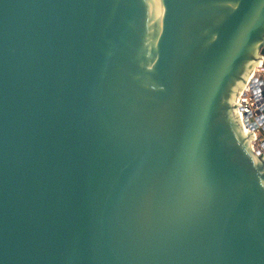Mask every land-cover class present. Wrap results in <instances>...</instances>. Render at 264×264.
I'll use <instances>...</instances> for the list:
<instances>
[{
    "label": "water",
    "instance_id": "95a60500",
    "mask_svg": "<svg viewBox=\"0 0 264 264\" xmlns=\"http://www.w3.org/2000/svg\"><path fill=\"white\" fill-rule=\"evenodd\" d=\"M263 46L264 0H0V264H264Z\"/></svg>",
    "mask_w": 264,
    "mask_h": 264
},
{
    "label": "built area",
    "instance_id": "2783aa9c",
    "mask_svg": "<svg viewBox=\"0 0 264 264\" xmlns=\"http://www.w3.org/2000/svg\"><path fill=\"white\" fill-rule=\"evenodd\" d=\"M234 107L251 150L264 155V52L235 94Z\"/></svg>",
    "mask_w": 264,
    "mask_h": 264
}]
</instances>
